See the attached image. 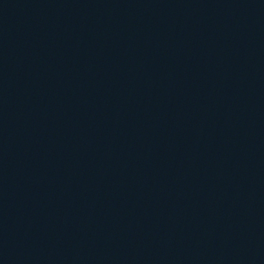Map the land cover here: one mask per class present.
Masks as SVG:
<instances>
[{"label": "water", "instance_id": "water-1", "mask_svg": "<svg viewBox=\"0 0 264 264\" xmlns=\"http://www.w3.org/2000/svg\"><path fill=\"white\" fill-rule=\"evenodd\" d=\"M0 264H264V0H0Z\"/></svg>", "mask_w": 264, "mask_h": 264}]
</instances>
